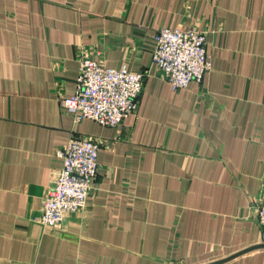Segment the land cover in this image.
Masks as SVG:
<instances>
[{
  "label": "crops",
  "instance_id": "1",
  "mask_svg": "<svg viewBox=\"0 0 264 264\" xmlns=\"http://www.w3.org/2000/svg\"><path fill=\"white\" fill-rule=\"evenodd\" d=\"M162 27L204 31L212 70L173 90ZM81 57L151 69L118 127L61 109ZM76 134L101 143L86 205L38 219ZM264 0H0V264H213L257 246ZM222 264H264V247Z\"/></svg>",
  "mask_w": 264,
  "mask_h": 264
},
{
  "label": "built area",
  "instance_id": "2",
  "mask_svg": "<svg viewBox=\"0 0 264 264\" xmlns=\"http://www.w3.org/2000/svg\"><path fill=\"white\" fill-rule=\"evenodd\" d=\"M154 40L152 64L162 71L173 90L185 89L192 81L202 83L211 71L212 55L204 31L162 27ZM149 75L151 69L108 68L95 58L81 57L75 92L63 97L61 109L76 122L91 119L103 126L118 127L136 112ZM101 147L95 139L71 135L58 152L63 167L43 202L40 222L57 226L66 215L86 205L99 173ZM256 208L264 243V194L257 199Z\"/></svg>",
  "mask_w": 264,
  "mask_h": 264
},
{
  "label": "water",
  "instance_id": "3",
  "mask_svg": "<svg viewBox=\"0 0 264 264\" xmlns=\"http://www.w3.org/2000/svg\"><path fill=\"white\" fill-rule=\"evenodd\" d=\"M263 247H264V243H260V244L257 245V246L251 247V248H249V249H245V250H243V251L237 253L236 255H232L231 257H228V258H226V259H222V260H220V261H218V262H216V263H213V264H222V263H225V262H227V261H229V260H231V259H233V258H235V257H237V256H239V255H242V254H244V253H247V252H249V251H251V250H254V249H256V248H263Z\"/></svg>",
  "mask_w": 264,
  "mask_h": 264
},
{
  "label": "rangeland",
  "instance_id": "4",
  "mask_svg": "<svg viewBox=\"0 0 264 264\" xmlns=\"http://www.w3.org/2000/svg\"><path fill=\"white\" fill-rule=\"evenodd\" d=\"M156 33H157V32H156ZM156 33H155V34H156ZM211 70H212V69H211ZM45 198H46V197H45ZM45 198H44L43 201H42V205H41V214H42V206H43V202H44ZM40 217H41V215L39 216V218H40ZM39 218H38V219H39ZM49 227H50V226H49ZM261 243H263V242H261Z\"/></svg>",
  "mask_w": 264,
  "mask_h": 264
}]
</instances>
